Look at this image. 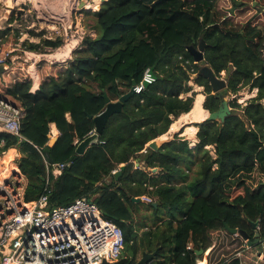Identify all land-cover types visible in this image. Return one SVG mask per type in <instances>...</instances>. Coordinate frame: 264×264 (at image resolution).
Here are the masks:
<instances>
[{
  "label": "trees",
  "instance_id": "obj_1",
  "mask_svg": "<svg viewBox=\"0 0 264 264\" xmlns=\"http://www.w3.org/2000/svg\"><path fill=\"white\" fill-rule=\"evenodd\" d=\"M218 1L106 0L99 9L86 11L94 37L85 36L63 62L36 63L35 91H31L33 81L25 62L9 65L0 74V96L22 110V137L0 131V155L17 150L19 156L11 166L26 179L24 200L47 194V205L53 208L75 198L90 199L103 218L120 228L121 256L127 257L124 264H134L141 250L155 249L158 254L149 264H196L203 257L196 251H206V258L212 254L222 230H242L250 242L264 241V182L255 186L246 182L254 172L264 175V26L235 23L218 9ZM239 6L233 0V7ZM7 40L4 29L1 55ZM201 40L203 64L217 76L221 71L228 74L225 91L256 88L255 96L243 107L232 100L230 114L222 123H196L194 148L178 136L158 150L145 147L191 109L196 93L188 81L199 64L186 48L196 47ZM61 44L56 37L23 40L20 46L39 52L54 51ZM148 69L154 80L128 97L120 111L109 116L97 142L78 155L77 144L92 132V118L106 106L104 95L117 100L133 82L139 84ZM194 82L207 94L203 108L215 110L219 100L207 79L196 75ZM51 123L58 134L53 145L47 146ZM209 145L214 156L206 148ZM135 159L141 168H133ZM45 160L65 163V167L53 176ZM121 164L125 168L116 180L112 172ZM193 166L195 174L187 179L185 173ZM152 168L157 171L151 173ZM142 195L155 198L149 204L153 216L165 207L180 210V217L149 227L136 225L138 209L130 197ZM206 263L238 264V259Z\"/></svg>",
  "mask_w": 264,
  "mask_h": 264
},
{
  "label": "built area",
  "instance_id": "obj_2",
  "mask_svg": "<svg viewBox=\"0 0 264 264\" xmlns=\"http://www.w3.org/2000/svg\"><path fill=\"white\" fill-rule=\"evenodd\" d=\"M79 42L76 39L72 49ZM12 51L0 53V63L9 64L14 59ZM22 52L27 60H32L30 65L40 61L38 57H45L29 50ZM31 78L36 80L33 75ZM143 80L150 83L154 78L146 70L142 81L135 84V92L142 90ZM21 117L20 106L0 96V130L21 138ZM45 164L51 166L47 172L53 176H58L65 167V163L46 160ZM16 171L0 180V264H101L103 260L120 258L124 246L120 228L103 218L90 199L75 198L67 205L53 208L47 205V194L26 202L23 175ZM143 199L151 202L148 197ZM261 244L264 251V241ZM203 258L197 259L196 264Z\"/></svg>",
  "mask_w": 264,
  "mask_h": 264
},
{
  "label": "rangeland",
  "instance_id": "obj_3",
  "mask_svg": "<svg viewBox=\"0 0 264 264\" xmlns=\"http://www.w3.org/2000/svg\"><path fill=\"white\" fill-rule=\"evenodd\" d=\"M81 1L82 0L75 1V3H77V7L76 5H74L73 8L71 9L69 20H66V19L65 20H55L51 18L50 13L46 8L40 7L41 6L40 2H35L34 0H14V3L10 6V5H6V3H3V0H1L0 1V32L4 29L7 31L8 40L5 44V49H6V52L9 50H13L12 56L14 57V59L9 63V65H15L20 61L23 63L25 62L29 66L30 63L32 62V60H27L22 52V50H27V49L21 48L20 46L23 40H28L31 42H38L40 38L54 39L56 37H60L63 45L67 41L78 39L80 40L78 44L79 46L85 36L94 37L96 34V31L95 29L90 28L91 27L90 25L92 24V20L90 16L86 14V11L91 12V11L97 10L104 1L99 0L98 6L96 7V9L95 8L80 9L78 6ZM234 1L237 3H240V6L233 7V0H219L217 3V7L219 10H221L222 12L230 16V18L235 23L243 24L249 21L252 24H258L259 26H264V0H234ZM16 35H18V39L15 42ZM75 43L76 41H73V44ZM62 44L60 46H62ZM51 52L53 51L50 49L49 50L44 49L43 51H39L37 53L49 54ZM70 57H71V53H70ZM70 57L66 59H69ZM39 58L49 63L60 62V61H55V60H49V59H46L45 57L43 58L38 57V59ZM26 70L28 72V67ZM225 75H226V71H221L219 77L223 78ZM195 76H196L195 73L191 74L190 80L188 81V84L191 86V91H193L194 93L201 92L206 97L207 94L204 92L203 86H199L194 82ZM255 94H256V88L249 89L248 87H243L240 90H238L236 93L226 91L224 96L228 98L229 103L232 100H236V102L240 104V107H243L246 105L247 100L255 96ZM186 95H190V92L187 93ZM181 96L184 97L185 94ZM191 125H192L191 123L183 124L179 128V132L182 133V129L186 130L187 127H190ZM175 136H178V133H174L173 135L168 134L164 140H162L159 137L156 139L158 143L160 144L161 142L170 140L174 138ZM196 143H197V138H196L195 143H192L193 145L191 144L192 146L191 148H194ZM187 145L190 148L189 141H187ZM206 148L209 149V153L212 156H214L213 145L206 146ZM17 156L18 155H15L12 159L11 158L8 159L6 158L5 152L0 155V171L5 166L7 170H9V173H6L1 178H5L6 176L13 174L14 172H17L16 171L17 169L11 166V164L14 165L15 163L14 159L17 158ZM195 169H196V166L195 167L193 166L187 170V172L185 173L187 179H191L193 177V175L195 174ZM183 170H185V168ZM260 181L264 182V175L254 172L252 175V180L251 181L247 180L246 182H248V184H251L252 186H255L256 183ZM22 182L23 184L25 183L24 178L22 179ZM143 203H147V202L143 201ZM150 212L151 211L148 205L142 208L140 207V209L134 214L135 224L138 225V224L144 223L145 225L149 227L153 225L155 222L159 223L157 222V219H163V216L166 213H168L169 210L165 207H160L157 214L154 216L153 214L151 215ZM180 214H181L180 210L175 212V216L177 218L178 216H180ZM146 219H148V221H146ZM142 230L143 229L140 228L138 232L141 233ZM233 248L234 246L225 247L222 245V243L219 242V246L217 247V249L213 251L212 254H210L209 256L207 255V258H206V251H205L203 253V256L205 260H209V262L212 263L218 260L217 258L229 257L231 255V251ZM220 251L224 252V254L219 257L218 253H220Z\"/></svg>",
  "mask_w": 264,
  "mask_h": 264
},
{
  "label": "water",
  "instance_id": "obj_4",
  "mask_svg": "<svg viewBox=\"0 0 264 264\" xmlns=\"http://www.w3.org/2000/svg\"><path fill=\"white\" fill-rule=\"evenodd\" d=\"M106 1V0H102ZM79 8L83 9L84 8V2L83 0L79 3ZM88 9V8H87ZM99 9V8H98ZM186 50L189 52V54L192 56L194 63H198L199 67L196 72V75H201L204 78L207 79L208 84L211 87V93L219 100L218 106L215 110L209 111L207 110V115L203 120H210V121H218L220 123L224 122L225 118L230 114L231 107L229 106V100L227 97L224 96L225 94V88L227 84V78L228 74H226L223 78L217 76L207 65L203 64V50H204V42L201 40L199 44L194 47V46H188ZM9 67V64L7 62L0 63V74L4 72L7 68ZM148 74L151 75V77L155 78L154 73L152 72L151 69H148ZM149 84L148 81L143 80V85L147 86ZM134 86L135 82L132 83V87L124 95L119 96V98L115 101H110L109 98L104 95V99L106 101V106L102 112H100L98 115L94 116L92 118L93 123H94V129L93 132L89 135H87L85 138H83L76 146L75 152L78 155L83 154V152L90 147L92 144L96 143L98 140V136L100 132L102 131L104 124L106 123L107 119L109 116L115 112L120 111L122 107V103L130 96H132L135 91H134ZM67 117H70V114H67ZM202 120V121H203ZM201 122V121H200ZM198 123V122H197ZM196 124V123H195ZM57 139L56 135L49 136V140L47 142V146H52L55 140ZM158 143L157 139H153L147 143V147L153 149V150H158L159 146L162 144ZM49 162L51 160L49 159V155L47 156ZM138 165L136 161V166ZM125 164H121L119 169H117L115 172H113V175L115 179L117 180L118 177L121 175L122 170H124ZM152 172H156L157 168H152ZM130 201L132 203H140L145 200L141 196L137 197H130ZM152 205L156 206V203H152ZM255 226V224H254ZM231 233H236L239 236H241L243 239L247 241L248 237L245 232L242 230H237V229H231ZM255 237H258V233L255 232ZM255 242H258V239L255 240ZM247 243H251L247 241ZM158 254V249H155L152 252H147L145 250H141L139 252V255H137V259L134 264H149L154 260L156 255ZM197 255L203 254V250L199 249L196 251ZM127 261L126 256H121L117 260L114 261H107L103 260L101 264H124Z\"/></svg>",
  "mask_w": 264,
  "mask_h": 264
},
{
  "label": "crops",
  "instance_id": "obj_5",
  "mask_svg": "<svg viewBox=\"0 0 264 264\" xmlns=\"http://www.w3.org/2000/svg\"><path fill=\"white\" fill-rule=\"evenodd\" d=\"M1 1V0H0ZM70 57V55L68 56ZM67 57V58H68ZM66 59V58H65ZM64 59V60H65ZM64 60L60 61V62H63ZM35 65V64H34ZM32 66L35 70V73H36V80L32 82V87H31V91H35L37 88H38V73L35 69V66ZM31 66L29 65L28 66V73L31 75H33L32 71H31ZM196 95V94H195ZM186 96V94H185ZM183 97V96H181ZM205 99V95H203V100H202V104H203V101ZM193 104V103H192ZM203 107V106H202ZM192 108V107H191ZM204 109V108H203ZM191 110V109H190ZM205 112H206V115H207V110L204 109ZM188 113V112H187ZM187 113H182L180 114L177 119L175 120L178 121L179 120V125L182 126L184 122V124H189L191 123L192 125L190 127H193L195 128L196 130L194 131V133L192 134V136H189L186 132H185V129L183 130L182 129V133L179 132V130H171V126L173 125V123H175L174 121L170 124L168 130H167V133L165 132L164 134L160 135L159 138H161L162 140H164L168 134H174V133H178V137L182 138L183 140H186V141H189L190 143V148L192 147L191 144L192 143H195L196 141V132H197V127L195 126V123L197 122H200L202 121L204 118H202L201 120H190V121H185V120H181L182 117L184 116V114H187ZM206 117V116H205ZM186 128V127H185ZM188 128V127H187ZM58 132H57V129L55 127V125L53 123L50 124V135L49 136H52V135H56L57 136ZM158 138V137H157ZM168 141V140H167ZM147 145V144H146ZM145 145V147H147ZM193 145V144H192ZM6 153V152H5ZM15 155H18L19 154L17 153V150L15 148H11L9 149V151L6 153V158H11L14 157ZM17 156V157H18ZM7 161V160H6ZM136 161L137 159L133 160V168H141V163H138V165L136 166ZM2 168V167H1ZM6 168V166H5ZM16 169L18 170V168L16 167ZM19 171V170H18ZM151 173H154L150 170ZM23 178L25 179V177L23 176ZM25 183H26V179H25ZM142 198L144 197H148L150 198L151 202H153L152 200H154L155 198L152 197V196H146V195H142L141 196ZM144 200V199H143ZM144 202H147V203H143V202H140V203H134L137 205V208L136 209H140V207H145L146 205H148L149 207V204L151 202H148V201H144ZM150 208V207H149ZM138 209V210H139ZM137 210V211H138ZM151 211V209H150ZM175 212L176 211H169L168 213H166L164 216H163V219H157V222H160L161 220H165V219H168L170 217H174V218H177L175 216ZM136 213V212H135ZM151 215H152V211L150 212ZM150 215V217H151ZM180 217V216H178ZM146 221H148V219H146ZM146 229V228H145ZM144 230V229H143ZM142 232V231H141ZM247 241L250 242L249 239H247ZM247 241L245 239H243L242 237L238 236V234H232V233H229L227 231H220V239H219V242L222 243L223 246L227 247V246H234V248L232 249L231 251V255L229 257H227L228 259H232V258H237L238 259V264H264V251L262 250V244L261 242H253L251 241L252 243H247ZM219 246V244H218ZM216 244L214 245L213 249H217L218 247ZM224 252H221L218 253L219 257L221 255H223ZM221 258V257H220ZM220 258H217L218 260ZM226 258V259H227ZM207 261V260H206ZM217 261V260H216Z\"/></svg>",
  "mask_w": 264,
  "mask_h": 264
},
{
  "label": "bare ground",
  "instance_id": "obj_6",
  "mask_svg": "<svg viewBox=\"0 0 264 264\" xmlns=\"http://www.w3.org/2000/svg\"><path fill=\"white\" fill-rule=\"evenodd\" d=\"M34 1L40 2V5H41L40 7L46 8L50 13L51 18L55 20H65V19L69 20L71 9L73 8L74 5H76L77 7V3H75L76 0H34ZM98 1L99 0H83L84 6H85L84 8H89V9L95 8L96 9V7L98 6ZM3 3H6V5L11 6L14 3V0H3ZM73 41H76V40L73 39L71 41H67L66 43H64V45H62L60 48L56 49L55 51L49 54H45L44 55L45 58L49 60H55V61L64 60L70 55V52L74 46ZM37 56L39 55H35V56L33 55L34 58H37ZM30 66H31L30 68L33 73V76L35 78L36 73H35L34 68L32 67L33 65H30ZM202 100H203V94L201 92L196 93V95L194 96V100L192 101L193 104H192L191 110H189L187 114H184L181 120L190 121V120H201L202 118H205L206 112L202 107ZM179 124H180L179 120L173 123V125L171 126V130H175V129L179 130L180 128ZM194 131L195 129L193 127H188L185 130V132L189 136H192ZM6 173H9V170L3 167L0 171V180H1V177L4 176ZM198 264H206V260L203 258L199 260Z\"/></svg>",
  "mask_w": 264,
  "mask_h": 264
},
{
  "label": "clouds",
  "instance_id": "obj_7",
  "mask_svg": "<svg viewBox=\"0 0 264 264\" xmlns=\"http://www.w3.org/2000/svg\"><path fill=\"white\" fill-rule=\"evenodd\" d=\"M121 257V256H120Z\"/></svg>",
  "mask_w": 264,
  "mask_h": 264
}]
</instances>
